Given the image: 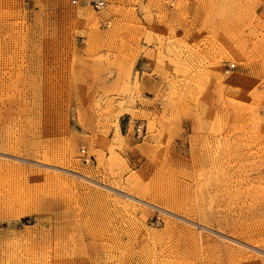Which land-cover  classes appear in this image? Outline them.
Listing matches in <instances>:
<instances>
[{
    "label": "rangeland",
    "instance_id": "rangeland-1",
    "mask_svg": "<svg viewBox=\"0 0 264 264\" xmlns=\"http://www.w3.org/2000/svg\"><path fill=\"white\" fill-rule=\"evenodd\" d=\"M106 1L0 0V264H264V0Z\"/></svg>",
    "mask_w": 264,
    "mask_h": 264
},
{
    "label": "bare ground",
    "instance_id": "bare-ground-1",
    "mask_svg": "<svg viewBox=\"0 0 264 264\" xmlns=\"http://www.w3.org/2000/svg\"><path fill=\"white\" fill-rule=\"evenodd\" d=\"M173 4V3H172ZM101 11V10H100ZM99 12V11H98ZM140 59V61H139V63H141L143 60H145L143 57H140L139 58ZM146 61V60H145ZM137 73H138V75H140L142 72H139L138 70H135ZM146 71L147 72H151V70H147L146 69ZM152 75H154V74H152ZM116 133L118 134V135H120V133H119V127L117 126L116 127ZM117 135V136H118ZM48 160H46L45 162H47ZM43 163V164H47V163ZM56 166V165H55ZM61 168V167H60ZM68 172H70L71 174H73V175H75L76 177H78V178H80V179H82V180H84V181H88V182H91V183H93V184H95V181H97V180H94V179H92L91 177H90V175H87V174H85V173H80V172H78L77 170L75 171V170H68ZM59 176V175H58ZM74 181V180H73ZM75 184V183H74ZM126 194V193H125ZM128 198H130V197H128ZM132 198V197H131ZM122 200V199H121ZM131 205V204H130ZM172 211V210H171ZM134 214V213H133ZM179 219H184V217H182V216H179ZM187 219V218H186ZM185 219V220H186ZM184 221V220H183ZM191 222H193V221H191ZM196 223H197V225H198V228H200V231H201V228L202 229H208V230H212L210 227H208V226H206L205 225V223H201L200 221H196ZM191 225V224H190ZM197 229V228H196ZM200 231L198 230L197 231V233H196V235H197V237H198V239H196V240H199L200 241V243H201V241H202V237H204V236H202L201 235V233H200ZM174 232V231H173ZM214 232V231H213ZM215 232L217 233V235L219 236V238H220V240L221 241H223V240H225V241H228V242H232V243H235L237 246L239 245V246H245V243L243 242V241H241V240H238V239H236L235 237H232V236H229L228 234L227 235H224L225 233H222V232H220V231H216L215 230ZM203 233H204V231H203ZM202 233V234H203ZM216 233H215V235H216ZM194 234V233H193ZM196 236L194 237V238H197ZM215 237V236H214ZM205 238V237H204ZM190 241V240H189ZM203 242V241H202ZM204 243V242H203ZM226 244V243H225ZM225 244H223V245H225ZM201 246V245H200ZM227 246H229L228 244H226V247ZM232 246V245H231ZM167 247V246H166ZM230 247V246H229ZM228 247V248H229ZM251 247H253V246H251ZM213 248V247H212ZM240 248H238V250H239ZM242 249V248H241ZM252 249V248H251ZM236 250V249H235ZM255 250V249H254ZM228 251H229V249H228ZM227 251V252H228ZM240 251H243V250H240ZM161 252V251H160ZM230 252H231V249H230ZM233 252V251H232ZM236 252H238V251H236ZM241 253V252H240ZM254 253V252H253ZM230 254V253H229ZM243 254V253H242ZM246 254H247V252H246ZM250 255V254H249ZM192 256V255H191ZM242 256V255H241ZM247 257H248V255H247Z\"/></svg>",
    "mask_w": 264,
    "mask_h": 264
},
{
    "label": "built area",
    "instance_id": "built-area-1",
    "mask_svg": "<svg viewBox=\"0 0 264 264\" xmlns=\"http://www.w3.org/2000/svg\"><path fill=\"white\" fill-rule=\"evenodd\" d=\"M70 1H71V3H76L78 0H70ZM106 3H107L106 0H90V4L95 11H100V10L104 9L106 7ZM170 5L172 6V3H170ZM145 64H146V61L143 60L139 64V67L137 68V70L139 72H142L143 70H145L144 69ZM233 67H234V63H229L227 68L224 70V73H228L229 70L232 69ZM134 132H135L136 136L138 137V136H141L143 129H142V127H140V125H136ZM85 160H87V159H85Z\"/></svg>",
    "mask_w": 264,
    "mask_h": 264
},
{
    "label": "crops",
    "instance_id": "crops-1",
    "mask_svg": "<svg viewBox=\"0 0 264 264\" xmlns=\"http://www.w3.org/2000/svg\"><path fill=\"white\" fill-rule=\"evenodd\" d=\"M145 94H146V93H145ZM147 97L151 98V97H152V95H149V94H147Z\"/></svg>",
    "mask_w": 264,
    "mask_h": 264
}]
</instances>
